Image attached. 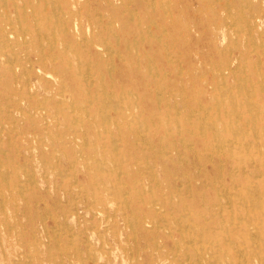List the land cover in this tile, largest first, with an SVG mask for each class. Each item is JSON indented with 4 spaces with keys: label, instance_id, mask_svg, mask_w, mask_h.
I'll use <instances>...</instances> for the list:
<instances>
[{
    "label": "rangeland",
    "instance_id": "1",
    "mask_svg": "<svg viewBox=\"0 0 264 264\" xmlns=\"http://www.w3.org/2000/svg\"><path fill=\"white\" fill-rule=\"evenodd\" d=\"M27 1L29 0H25V2ZM125 1L88 0L86 3V0H30L25 17L18 13L22 12L25 7L26 3L23 0H0V15H3L6 22L7 20L12 22L11 28L13 26V29L18 32H15V37L9 39L12 43L6 48L7 58H0V119L4 124V126L3 124L0 126V264H136L144 261L146 256L156 257L158 252L155 245L163 244L160 235L164 236L173 230V225H170L168 221H161L158 229H154L152 225H146V230L142 232L135 226V217L139 216L138 213L147 214L152 210L162 214L167 211L170 217H182L183 214L191 217L199 211L202 212L205 208L196 205L194 208H184L180 211L176 207L171 209L172 205L170 204L176 206L181 202L184 204L192 201L198 202V199L201 200L204 196L209 201L208 206L212 207V202L217 195H221V201L224 204L228 203L226 195L229 196V193L225 192V188H230L233 183L237 184L238 182L239 187L250 184L258 185L260 188L264 186V174L261 172L256 173L255 176H257L250 180L238 179L244 169L248 170L256 164L260 166V161L263 162V159L254 162L250 157L255 151L264 149L262 138L264 122H261L264 118V32H262V29L264 30V0H249V2L248 0H246L247 2L244 0ZM13 2H17V12L8 8L13 5ZM109 3L111 4L109 5ZM112 4L118 9H113ZM173 7L175 11L171 15ZM58 11L59 14H56ZM104 12L106 13L104 14ZM71 13L78 14V21L80 25L82 24L81 27L85 32L84 36L82 35L83 38H73L71 32L70 38L62 35V22H67L71 18ZM233 13L235 14L233 15ZM5 15L8 16V19ZM115 18L118 20L113 24L119 31L117 37L103 33L105 42L102 47L88 48L85 46V42L88 39H94V35L99 32L94 25L91 26L93 27L91 35L86 32L89 21L93 22L96 19L99 24L106 26L109 21ZM232 20L234 23L231 22ZM153 21L158 22L161 27L159 31L151 28ZM171 26L175 29H172ZM122 28H124L123 31ZM70 31L72 30L70 29ZM148 32H152L154 38L157 37L160 47L144 43L142 36L148 35ZM127 39L130 41L128 51L124 46ZM52 44L65 51L68 57L75 58L77 63L81 61L80 65L83 69L84 61L91 63L86 69L88 81L91 79L96 82L97 79L98 83H105L110 80H119L118 75L113 73L111 68L112 66L118 67L121 60L110 49L118 48L124 58L130 61L129 63H135V69L130 71L132 77L129 81L133 88L128 86L133 90L131 93L127 91L128 95H125L123 99L121 97V102H119V106L124 110V120L120 125L134 119L136 123L133 127L134 131L133 129L131 131L133 134L129 131L123 134L118 131L116 125L109 123L107 128L110 130L108 131L110 142L107 139L106 143L104 140L103 143L105 145L108 143L110 146L113 144L112 142H117V149H109L111 155H106L104 161L103 156L98 153L100 147L98 148L95 138V131L98 127L93 126L92 130L88 128L90 122L101 123L103 121L101 116L94 115V109H91L94 112L90 113L86 107L80 105L81 103H79V107L78 105L74 107L77 98L73 99L74 101H70L71 98H68V101L64 102L63 110L57 112V109L60 108L57 101L61 85L53 78H44L41 82H37L36 78L25 75L24 67L18 66L26 63L27 70L39 62L48 66L46 60L40 59L38 56L40 54L49 55V46ZM59 44L62 45L59 46ZM1 48L0 45V51L3 50ZM227 48L230 49L227 50ZM253 51L255 52L253 53ZM106 52L110 54L108 55ZM98 53L103 56H99ZM1 63H5V65L10 63L9 65L14 67L16 75L5 73L6 66ZM226 68H230L232 73L229 74ZM178 69L180 70L178 71ZM100 73H102V77ZM217 73L221 75L219 76ZM30 81H36L37 85L31 88ZM230 89L231 91L228 92ZM209 95L212 98L217 97L216 99L219 101L216 99L208 101L212 100ZM38 100H41L40 103ZM48 101L50 102L48 103ZM128 101L134 102L129 108ZM236 102L235 108L233 103L236 104ZM232 105L233 109H231ZM134 106L136 107L134 108ZM39 107H45V109L42 110ZM251 107H255L258 113H252ZM178 109L180 110L177 111ZM189 110L192 112L190 113ZM248 110L251 112L249 113ZM138 113L141 114L138 115ZM111 114L112 117L115 116L114 113ZM50 117L51 120H49ZM87 118L91 121H88ZM246 118L249 119V122ZM252 118L253 120H251ZM62 123L65 125L63 126ZM193 123L195 127L207 124L209 135L212 136L217 131L216 136L220 141H222L220 137H225L223 140L229 145L227 147L231 150V156H227L224 159L226 161H222L215 152L212 153L193 145L192 131H188L186 128V125L191 127ZM215 123L216 125H214ZM169 126L171 129L168 128ZM226 127L232 130L234 127V130L238 131L236 133L239 140L230 141L224 131ZM113 131L114 133H112ZM198 133L196 131V134ZM254 134L261 136V139L257 138V135L255 137ZM76 136L87 137L86 142L79 137L76 138L77 140L74 139ZM180 138H184L183 142H180ZM115 139L116 141H111ZM92 142L93 145L96 144L98 150L92 146ZM97 159L98 161H96ZM117 160L118 162H116ZM71 162L76 165L73 167ZM240 162H247V165ZM104 164L108 169L104 175L105 178L109 177L113 180L112 184H107L108 188L102 190V194L108 198V204L103 207L104 211H99L95 215L86 213V207L94 208L91 199L94 192L92 191L93 184L99 186L102 178V175H95L97 174L96 169L103 167ZM127 168H129V173L126 172ZM64 169L65 171H63ZM76 175L80 176L79 182L87 183L89 187L92 185L91 190L83 192L77 188L75 191L73 190L74 192L72 191L73 195L65 196L66 188L76 185L78 182ZM81 175H85L88 179L82 178ZM126 177L133 178L134 182L132 180L128 182ZM129 187L131 188L129 189ZM108 190L109 192H107ZM117 190H121V193L115 195ZM170 200L171 202H169ZM37 201L39 204H36ZM99 208L101 207L99 206ZM213 208L218 209L216 206ZM175 235L176 239L182 237L178 232Z\"/></svg>",
    "mask_w": 264,
    "mask_h": 264
},
{
    "label": "bare ground",
    "instance_id": "2",
    "mask_svg": "<svg viewBox=\"0 0 264 264\" xmlns=\"http://www.w3.org/2000/svg\"><path fill=\"white\" fill-rule=\"evenodd\" d=\"M4 1V0H3ZM25 2V0H23ZM30 1V0H29ZM29 1L25 2V7L22 9V12H18L20 15L22 14L23 16H27V10H28V6H29ZM77 1V0H76ZM106 1H109V0H106ZM112 1V0H111ZM125 1V0H124ZM221 1V0H220ZM219 1V2H220ZM246 0H244L245 2ZM126 2V1H125ZM128 2V1H127ZM152 2V0H151ZM167 2V1H166ZM201 2V1H199ZM243 2V1H242ZM247 2V1H246ZM249 2V0H248ZM253 2V1H252ZM17 3V2H16ZM16 3H12L13 5L11 6H7L10 10H15L17 12L18 8L16 7ZM59 3V1H58ZM86 3H88V0H86ZM112 3V2H111ZM109 3V5L111 4ZM122 3V2H121ZM129 3V2H128ZM127 3V4H128ZM134 3V2H133ZM155 3V2H154ZM221 3V2H220ZM51 4H52V1H51ZM76 4V3H75ZM153 4V3H152ZM176 5V3H174ZM244 4V3H243ZM247 4V3H245ZM23 5V4H22ZM119 5V4H117ZM134 5L136 6V4L134 3ZM150 5V4H149ZM174 5V7H175ZM58 6V5H57ZM107 6V5H106ZM148 6V5H147ZM146 6V7H147ZM6 7V6H5ZM6 7V8H7ZM89 7V5H88ZM112 7L113 9H118L117 6H115L114 4H112ZM121 7V6H120ZM119 7V8H120ZM128 7V6H127ZM153 7V6H152ZM173 7V10L171 12V15L174 13L175 11V8ZM227 7V6H226ZM231 7V5H230ZM105 8V7H104ZM254 8V7H253ZM44 9V7H43ZM53 9V7H52ZM126 9V8H125ZM133 9V8H132ZM250 9V8H249ZM100 10V9H99ZM106 10V9H105ZM112 10V8H111ZM134 10V9H133ZM204 10V9H203ZM202 10V11H203ZM246 10V9H245ZM254 10V9H253ZM259 10V9H258ZM101 11V10H100ZM113 11V10H112ZM248 11V10H247ZM252 11V10H250ZM249 11V13H250ZM95 12V11H94ZM236 12V11H234ZM255 12V11H254ZM260 12V11H259ZM7 13V12H5ZM66 13V12H65ZM106 12H104L105 14ZM124 13V12H123ZM130 13V12H129ZM8 14V13H7ZM39 14V13H38ZM56 14H59V11L58 13ZM72 15L71 18L69 20H67V22L63 23L62 22V26H61V32H62V35H64V37H68L70 38V32L72 33L71 36H73V38H77L78 37H82V35L84 36L85 32L83 30V28L81 27L80 23H79V17H78V14L76 13H71ZM101 14V12H100ZM235 13H233L234 15ZM14 15V14H13ZM17 15V14H16ZM48 15V13H47ZM99 15V14H98ZM131 15V14H130ZM259 15V14H258ZM6 16V15H5ZM106 16V15H105ZM124 16V15H123ZM228 16V15H227ZM238 16V15H236ZM261 16V15H260ZM7 19H8V16H6ZM18 17V15H17ZM62 17V16H61ZM256 17V16H255ZM40 18V17H39ZM67 18V17H66ZM159 18V17H158ZM170 18V17H169ZM168 18V19H169ZM216 18V17H215ZM229 18V17H228ZM232 18V17H231ZM16 19V17H15ZM149 19V17H148ZM160 19V18H159ZM236 19V17H235ZM12 20V19H11ZM95 21L93 22H90L89 21V24H87L86 26V32L90 33V35L92 34V28L91 26H95L99 32L98 34H95L94 35V39H88L87 42H85V46H87L88 48H92V47H102L103 44H104V36H103V33H106L110 36H116L118 35L119 31H117L115 29V26L113 24L117 23L118 20L115 18V19H112L111 21H109L107 23L106 26H102L101 24H99V21L94 19ZM139 20V19H138ZM156 20V19H154ZM238 20H239V17H238ZM252 20V19H251ZM25 21V20H24ZM65 21V20H64ZM234 20H232L231 22H233ZM96 22V23H95ZM253 22V21H252ZM47 23V22H46ZM197 23V22H196ZM234 23V22H233ZM11 25H12V22H10L9 20H7L6 22V19L3 17V15H0V45L2 46L3 50L0 51V58H7V51H6V48L9 47L11 45L12 42L9 41L10 38H13L16 36V33H18L17 31H15L13 29V26L11 28ZM18 25V24H17ZM226 25V24H225ZM254 26V25H253ZM149 27V26H148ZM172 29H175V27L171 26ZM232 27V26H230ZM255 27L257 28V26L255 25ZM15 28V27H14ZM38 28V27H37ZM40 28V27H39ZM151 28L152 29H156L159 31V28H161L158 24L157 21H153L151 23ZM204 28V27H203ZM240 28H243V27H240ZM49 29V28H48ZM70 29L72 31H70ZM124 28H122V31H123ZM151 29V30H152ZM239 29V27H238ZM237 29V30H238ZM254 29V28H253ZM59 30V29H58ZM57 30V31H58ZM162 30H163V27H162ZM236 30V29H235ZM236 30V31H237ZM249 30V28H248ZM50 31V30H49ZM60 31V30H59ZM58 31V32H59ZM121 31V30H120ZM141 31V30H140ZM157 31V32H158ZM229 31V30H228ZM243 31V29H242ZM258 31V30H257ZM16 32V33H15ZM188 32V30H187ZM198 33V31H196ZM253 32V31H252ZM255 32V31H254ZM253 32V33H254ZM262 32H264V30L262 29ZM20 34V33H19ZM26 34V33H24ZM46 34V33H45ZM131 34V33H130ZM260 34V33H259ZM40 35V34H39ZM158 35V34H157ZM224 35V34H223ZM250 35V34H249ZM255 35V34H254ZM253 35V37H254ZM22 36V35H21ZM137 36V35H135ZM261 37V35H259ZM143 41L144 43H146L147 45L149 46H156V47H160V44L159 42L157 41V37L154 38V35L152 32H148V35H143ZM252 37V38H253ZM83 38V37H82ZM108 38V37H107ZM106 38V39H107ZM250 38V39H252ZM224 39V38H223ZM264 39V38H263ZM111 40V39H110ZM218 40V39H217ZM235 40V39H234ZM256 40V38H255ZM261 40V38H260ZM62 41V40H61ZM79 41H82V40H79ZM85 41V40H84ZM257 41V40H256ZM263 41V40H261ZM27 42V41H26ZM117 42V41H116ZM247 42V41H246ZM264 42V41H263ZM81 43V42H80ZM167 43V42H166ZM235 43H236V40H235ZM251 43V42H250ZM112 44V43H110ZM109 44V45H110ZM229 44V43H228ZM237 44V43H236ZM259 44V43H258ZM62 44H59V46H61ZM66 45V44H65ZM107 45V44H106ZM105 45V46H106ZM248 45V43H247ZM125 48H126V51H128V49L130 48V41L127 39L125 41ZM237 46V45H236ZM66 47V46H65ZM68 47V46H67ZM167 47V45H166ZM262 47V46H261ZM1 48V49H2ZM50 48V52L48 53L49 55H44V54H40L38 56V58L40 59H43V60H46L48 66L46 64H44L43 62H39V64H31L30 61L29 63L32 65V67H29V70H27L25 68V64L26 63H22L23 65H18L20 67H24L25 69V75L27 77H34L36 78V81L37 82H41L42 79L44 78H53L55 80V82H58L60 85H61V88L60 85L58 84V88L60 89L59 93H58V97H59V100L57 102H59V107L57 109V112L58 111H61L63 110L62 107L63 105L65 104L64 102L68 99V98H71L70 101H74L73 99L77 98V101L76 103L74 104V107L76 105H78L79 107V103H81L80 105L83 106V107H86L87 110L92 113L95 111L94 115H99L101 116L102 118V122L99 123V122H96L93 123L90 122L88 123V128L92 130L93 126H96L97 128V131H95V138H96V143H98V148L100 147V149L98 150L97 149V146L96 144L93 145V142H92V146H94L95 149L98 150V153H100L103 157V161L105 159V156L106 155H111L109 152V149L110 150H114V149H117V142H112L113 144H111L110 146H108V143L105 145L103 143V140L105 141L106 143V140L108 139V131H110L108 128H107V125L110 123V124H113V125H116L117 128H118V131L120 133H123V134H126L127 131L131 132L133 127L135 126V120L132 119L131 121H126V124L125 122H123V124L120 125L121 121L124 120V110L122 109V107L119 106V102H121L120 98L125 96V95H128V93H131V91L133 89H130L128 88V86L130 87L131 86V83L129 82L130 81V78L132 77L131 76V70L135 69V63H129L130 61L126 60L124 58V55L118 51L119 49L118 48H115L114 49H110V51L113 53L116 54V56H118L121 60V64L118 66V67H114L112 66L111 70H113V73L115 72L118 77H119V80L118 81H113V80H110L109 82H105V83H98L97 79H96V82L94 81H88L87 78H86V69L88 68V66L91 65V63L88 61V62H85L83 63L84 65V69L81 67V61L79 63H77V60H75V58H70L68 57V55L66 54L65 51L61 50L60 47H57L55 44H52L51 46H49ZM107 48V46H106ZM105 48V49H106ZM240 48V47H239ZM73 50V48H71ZM104 49V51H105ZM230 49V48H227V50ZM263 49V48H262ZM75 50V49H74ZM100 50V48H99ZM236 50V49H235ZM138 51V50H137ZM231 51V50H230ZM248 51V50H246ZM69 52H71L69 50ZM255 51H253L254 53ZM108 55L110 53L106 52ZM147 53V52H146ZM168 53V52H167ZM257 53V52H256ZM169 54V53H168ZM14 55V53H13ZM78 55V54H77ZM99 56H103L101 55V53H98ZM231 55V54H230ZM12 56V55H11ZM15 56V55H14ZM27 56V54H26ZM29 56V55H28ZM43 56V57H42ZM111 56V55H110ZM30 57V56H29ZM169 58V56H166ZM149 58H151L149 56ZM240 58V57H239ZM27 59V57H26ZM84 59V58H82ZM96 59V58H95ZM111 59V58H110ZM28 60V59H27ZM30 60V59H29ZM91 60V59H90ZM97 60V59H96ZM100 60V59H99ZM102 60V59H101ZM107 61V60H106ZM176 61V60H175ZM7 62V61H6ZM9 62V61H8ZM28 62V61H26ZM97 62H99L97 60ZM96 62V63H97ZM150 62V61H149ZM250 62V61H249ZM36 63V62H34ZM173 63V62H172ZM258 63V62H257ZM3 65H5V63H1ZM10 64V63H9ZM5 65L6 68H5V73L7 74H15L14 71V67H12L11 65ZM21 64V63H20ZM44 64V65H43ZM112 64V63H111ZM181 64V63H180ZM261 64V63H260ZM246 65V64H245ZM94 66V65H92ZM110 66V67H111ZM149 66V65H148ZM156 66V65H155ZM222 66V65H220ZM219 66V67H220ZM237 66V65H236ZM140 67V65H139ZM153 67V66H152ZM164 67V66H162ZM216 67V66H215ZM261 67V66H260ZM100 68V67H99ZM108 68V66H107ZM181 68V67H180ZM242 68H244L242 66ZM156 69V68H155ZM200 69V68H199ZM210 69V68H209ZM214 69V68H213ZM217 69V68H216ZM241 69V68H239ZM125 70V71H123ZM129 70V71H128ZM180 69H178L179 71ZM226 70H228L229 74L232 73V70H230V68H226ZM89 71V70H88ZM94 71H96L94 69ZM93 71V72H94ZM145 71V70H144ZM201 71V70H200ZM217 71V70H216ZM223 71V70H222ZM221 71V72H222ZM245 71V70H244ZM165 72V71H164ZM172 72V71H171ZM22 73V72H21ZM155 73V72H154ZM220 73V72H219ZM217 73V74H219ZM240 73V71H239ZM156 74V73H155ZM177 74V73H176ZM179 74V73H178ZM186 74V73H185ZM204 74V73H202ZM216 74V75H217ZM223 74V73H222ZM16 75V74H15ZM88 75V74H87ZM101 77H102V73H100ZM164 75V73H163ZM221 74H219L220 76ZM154 76V75H153ZM218 76V77H219ZM17 77V76H16ZM15 77V79H16ZM100 77V78H101ZM115 77V76H114ZM113 77V78H114ZM246 77V76H245ZM244 77V78H245ZM94 78V77H93ZM99 78V79H100ZM147 78V77H146ZM155 78V76H154ZM164 78V77H163ZM222 78V77H221ZM61 79V80H60ZM89 79V78H88ZM111 79V78H110ZM118 79V78H117ZM166 79V77H165ZM170 79V78H169ZM176 79V78H174ZM182 79V78H181ZM243 79V78H242ZM46 80V79H45ZM219 80V79H218ZM217 80V82H218ZM223 80V79H222ZM36 81H30L29 82V86L31 88H34L36 85H37V82ZM159 81V79H158ZM168 81V79H167ZM191 81V80H190ZM236 81V80H235ZM259 81V79H258ZM154 82V81H153ZM215 82V80H214ZM213 82V83H214ZM241 82V81H240ZM262 82V81H261ZM49 83V82H48ZM169 83V82H168ZM186 83V82H185ZM208 83V82H207ZM223 83V82H222ZM248 83V82H247ZM263 83V82H262ZM151 84V83H149ZM184 84V82H183ZM218 84V83H217ZM220 84V82H219ZM234 84V83H233ZM238 84V83H237ZM236 84V85H237ZM165 85V84H164ZM182 85V84H181ZM209 85V84H208ZM246 85V84H245ZM244 85V86H245ZM261 85V84H260ZM215 86V85H214ZM221 86V84H220ZM226 86V85H225ZM232 86V84H231ZM235 86V85H234ZM243 86V87H244ZM252 86V85H251ZM7 87V86H6ZM23 87V86H22ZM162 87V86H161ZM218 87V86H217ZM230 87V86H228ZM250 87V86H249ZM131 88H133L131 86ZM214 88V87H213ZM156 89V88H155ZM166 89V88H165ZM177 89V88H176ZM207 89V88H206ZM241 89V88H240ZM248 89V88H247ZM251 90V88H249ZM152 90V88H151ZM163 90V89H162ZM208 90V89H207ZM29 91V89H28ZM128 91V93H127ZM159 91V90H158ZM166 91V90H165ZM172 91V90H171ZM182 91V90H181ZM199 91V90H198ZM206 91V90H205ZM212 91V90H211ZM227 91V90H226ZM231 89L228 91L230 92ZM247 91V90H246ZM133 92H136V91H133ZM161 92V91H160ZM180 92V91H179ZM178 92V93H179ZM237 92V91H236ZM235 92V94H237ZM252 92V90H251ZM30 93V91H29ZM127 93V94H126ZM164 93V92H163ZM167 93V92H166ZM200 93V92H199ZM206 93V92H205ZM212 93V92H211ZM220 93V92H219ZM15 94V93H14ZM17 94V93H16ZM31 94V93H30ZM182 94V93H181ZM204 94V93H203ZM246 94V93H245ZM21 95V94H20ZM185 95V94H184ZM221 95V94H220ZM253 95V94H252ZM36 96V95H35ZM34 96V97H35ZM40 96V95H38ZM37 96V97H38ZM76 96V97H75ZM159 96V95H158ZM211 96V95H209ZM216 96V95H215ZM239 96V94H238ZM137 97H138V94H137ZM170 97V96H169ZM182 97V96H181ZM186 97V95L184 96ZM188 97V95H187ZM214 97V96H213ZM24 98V96H23ZM21 98V99H23ZM54 98V97H53ZM212 98V96H211ZM217 97H214L211 99H209L208 101H213V99H216ZM225 98V97H224ZM243 98V97H241ZM252 98V96H251ZM250 98V99H251ZM20 99V100H21ZM27 99V98H25ZM44 99V98H43ZM46 99V98H45ZM49 99V98H48ZM138 99V98H137ZM185 99V98H184ZM227 99V98H226ZM232 99V98H231ZM237 99V98H236ZM249 99V100H250ZM253 99V98H252ZM19 100V99H18ZM19 100V101H20ZM56 100V99H55ZM132 100H133V97H132ZM191 100V99H189ZM201 100V99H200ZM217 101H219L218 99H216ZM215 100V101H216ZM221 100V99H220ZM245 100V99H244ZM248 100V101H249ZM18 101V102H19ZM29 101V100H28ZM33 101V100H32ZM31 101V102H32ZM39 101V100H38ZM41 101V100H40ZM39 101V103H40ZM68 101V100H67ZM152 101V100H151ZM230 101V100H229ZM232 101V100H231ZM50 101H48L49 103ZM183 102V101H182ZM241 102V101H240ZM250 102V101H249ZM254 102V100H253ZM42 103V102H41ZM116 103H118L116 105ZM137 103V102H136ZM185 103V101H184ZM199 103V102H197ZM202 103V102H201ZM209 103V102H208ZM212 103V102H211ZM228 103V102H227ZM128 105V108L129 106H132L134 104L133 101H128L127 102ZM126 104V105H127ZM168 104V103H167ZM204 104V103H202ZM217 104V102H216ZM225 104V103H223ZM231 104V103H229ZM248 104V103H247ZM258 105V102L255 103V105ZM37 105V103H36ZM205 105V104H204ZM220 105V104H219ZM228 105V104H227ZM234 107L235 105H237V102L236 104H234ZM233 105L231 106V109H233ZM240 105V104H239ZM256 105V106H257ZM31 106V105H30ZM33 106V105H32ZM46 106V105H44ZM50 106V105H49ZM70 106V109L72 110L71 108V105ZM185 106V105H184ZM194 106V105H193ZM192 106V107H193ZM223 107V105H220ZM225 106V105H224ZM47 107V106H46ZM53 107V106H52ZM51 107V108H52ZM55 107V106H54ZM136 106H134L135 108ZM170 107V106H169ZM196 107V106H195ZM214 107V105H213ZM228 107V106H227ZM20 108V107H19ZM40 108V107H39ZM209 108V107H208ZM224 108V107H223ZM222 108V109H223ZM236 108V107H235ZM248 108V107H247ZM10 109V108H9ZM21 109V108H20ZM42 110L45 109V107H42L40 108ZM55 109V108H54ZM91 109H94V111H92ZM185 109H188V108H185ZM194 109V108H193ZM220 109V110H222ZM264 109V108H263ZM35 110V109H34ZM41 110V111H42ZM56 110V109H55ZM180 109H178L177 111H179ZM207 110V109H206ZM230 110V109H229ZM260 110V109H259ZM17 111V110H16ZM52 111V110H51ZM70 111V110H69ZM77 111V110H76ZM186 111V110H185ZM196 111V110H195ZM199 111V110H198ZM197 111V112H198ZM205 111V110H204ZM207 111H210V110H207ZM226 111V110H225ZM224 111V113H225ZM249 111V110H248ZM251 111L252 113H258L256 108L255 107H251ZM249 111V113L251 112ZM9 112V111H8ZM73 112V110H72ZM143 112V110H142ZM141 112V113H142ZM167 112V111H166ZM190 112V110H189ZM192 112V111H191ZM190 112V113H191ZM201 112V111H200ZM222 112V111H221ZM229 112V111H227ZM240 112V111H239ZM16 113V112H15ZM36 113V112H35ZM67 113V112H66ZM111 113H114V117H112L113 115ZM141 113H138V115H140ZM161 113V112H160ZM203 113V112H202ZM216 113V112H215ZM251 113V114H252ZM260 113V111H259ZM58 114V113H57ZM60 114V113H59ZM58 114V115H59ZM75 114V113H74ZM79 114V113H78ZM77 114V115H78ZM204 114H206L204 112ZM250 114V115H251ZM9 115V114H8ZM11 115V114H10ZM73 115V114H72ZM200 115H202L200 113ZM207 115V114H206ZM214 115V114H213ZM230 115V114H229ZM253 115V114H252ZM251 115V116H252ZM189 116V115H188ZM192 116V115H191ZM190 116V117H191ZM236 116V115H235ZM46 119V116H44ZM70 117V116H69ZM68 117V118H69ZM77 117V116H76ZM81 118V116H79ZM95 117V116H94ZM98 117V116H97ZM139 117V116H138ZM185 117V116H184ZM198 117V116H197ZM201 117V116H200ZM204 117V116H203ZM212 117V116H210ZM217 117V116H216ZM220 117V116H219ZM240 117V116H239ZM242 117V116H241ZM3 118V117H2ZM12 118V116H11ZM39 118V117H38ZM75 118V117H74ZM96 118V117H95ZM254 118V117H253ZM253 118L251 120H253ZM9 119V117H8ZM22 119V118H21ZM65 119V118H64ZM85 119V118H84ZM169 119V118H167ZM198 120V118H196ZM202 119V118H201ZM205 119V118H203ZM211 119V118H210ZM221 119V118H220ZM219 119V120H220ZM232 119V118H231ZM235 119V118H234ZM34 120V119H33ZM51 120V117L50 119ZM75 120V119H74ZM73 120V121H74ZM88 120V118H87ZM90 120V119H89ZM88 120V121H89ZM154 120V119H153ZM178 120V119H177ZM213 120V118H212ZM246 120H248L249 122V119L246 118ZM16 121V120H15ZM76 121V120H75ZM74 121V122H75ZM82 121V120H80ZM91 121V120H90ZM144 121V120H143ZM150 121H151V118H150ZM179 121V120H178ZM189 121V120H188ZM204 121V120H203ZM208 121V120H207ZM210 121V120H209ZM215 121V120H213ZM217 121V119H216ZM224 121V120H223ZM234 121V120H233ZM260 121V120H259ZM66 122V121H65ZM72 123V120L70 121ZM139 122V120H138ZM177 122V121H175ZM190 122V121H189ZM192 122V121H191ZM211 122V121H210ZM225 122V121H224ZM229 122V121H228ZM247 122V121H246ZM247 122V123H248ZM261 122H264V118L262 119ZM155 123V122H154ZM167 123V122H166ZM187 123V122H186ZM197 123V121H196ZM202 123V122H201ZM214 123V122H213ZM226 123H227V120H226ZM255 123V122H254ZM253 123V125H254ZM2 120L0 119V126L2 125ZM33 124V123H32ZM37 124V122H36ZM63 124V123H62ZM83 124V123H82ZM81 124V125H82ZM179 124V123H178ZM177 124V126H178ZM192 124V123H191ZM190 124V126H191ZM230 124V123H229ZM240 124V123H239ZM256 124V123H255ZM65 124H63L64 126ZM143 125V124H142ZM147 125V124H146ZM180 125V124H179ZM185 125V124H183ZM189 125V124H188ZM216 125V123L214 124ZM243 125V124H241ZM240 125V126H241ZM4 126V124H3ZM67 126V125H66ZM148 126V125H147ZM207 126V124H206ZM204 126H201V127H195L194 123L191 127H187L186 125V128H188L187 130L188 131H192V136H193V139H191L193 145L195 144L196 146H199L201 147L202 149H205L206 151H211L212 153L215 152L216 153V156H218L222 161H226L224 159H226L227 156H231V150L228 149L225 141L223 140V138L225 137H220V139H222V141H220L216 134H217V131L214 132V134L212 136L209 135V133L207 132L208 131V127ZM248 126V125H247ZM15 127V126H14ZM21 127V126H20ZM74 127V126H72ZM83 127V126H82ZM87 127V126H86ZM101 127V129H100ZM141 127V126H139ZM149 127V126H148ZM214 127V126H213ZM16 128V127H15ZM71 128V127H69ZM95 128V127H94ZM95 128V129H96ZM112 128V127H111ZM158 128V127H157ZM170 128V126L168 127ZM173 128V127H172ZM259 128V127H258ZM257 128V130H258ZM52 129V127H51ZM72 129V128H71ZM75 129V128H73ZM77 129V128H76ZM83 129V128H82ZM144 129V128H143ZM171 129V128H170ZM223 129V128H222ZM248 129V128H247ZM252 129H253V126H252ZM86 130V129H85ZM84 130V131H85ZM179 130L181 131V129L179 128ZM134 131V129H133ZM138 131V130H137ZM169 131V130H167ZM183 131V130H182ZM196 131L199 132L198 134H196ZM220 131V130H219ZM224 131L227 133V136H228V139L230 141H237L239 140L238 138V135L236 132V130H234V127H233V130L232 129H229V128H225ZM253 131V130H252ZM1 132V131H0ZM22 132V131H21ZM63 132V131H62ZM91 132V131H89ZM49 133V132H48ZM114 133V131L112 132ZM111 133V134H112ZM158 133V132H157ZM254 133V131H253ZM39 134V133H38ZM44 134V133H43ZM131 134H133L131 132ZM239 134V133H238ZM72 135V134H71ZM90 135V134H89ZM144 135V134H143ZM149 135V134H148ZM174 135V134H173ZM257 135V134H256ZM256 135L254 134V136L256 137ZM86 136V135H85ZM85 136L83 137H80V136H76L74 139L76 138H81L83 139L85 142H86V139L87 137L85 138ZM92 136V135H91ZM111 136V135H110ZM147 136V135H145ZM156 136V135H155ZM171 136H172V133H171ZM198 136V138H197ZM244 136V135H243ZM1 137V136H0ZM15 137V136H14ZM45 137V136H44ZM112 137V136H111ZM163 137V136H161ZM173 137V136H172ZM260 138L261 139V136H258L257 135V138ZM114 138V137H113ZM149 138V137H148ZM182 138V137H181ZM180 138V139H181ZM263 141H264V135H263ZM91 139V138H90ZM93 139V137H92ZM147 139V138H146ZM161 139V138H159ZM179 139V140H180ZM188 139V138H187ZM190 139V138H189ZM2 140V139H1ZM77 140V139H76ZM120 140V139H119ZM184 138L181 139L180 142H183ZM250 140V139H249ZM15 141V140H13ZM94 141V140H93ZM109 141V139L107 140ZM111 141H116L115 140H111ZM118 141V140H117ZM138 141V140H137ZM260 141V140H259ZM110 142V141H109ZM174 142V141H173ZM176 142V141H175ZM245 142V141H244ZM251 142V141H250ZM122 143V141H121ZM148 143V142H147ZM158 143V142H157ZM191 143V144H192ZM233 143V142H232ZM247 143V142H246ZM257 143V142H256ZM3 144V143H2ZM20 144V143H19ZM80 144V143H79ZM159 144H161L159 142ZM170 144H173V143H170ZM234 144V143H233ZM155 146L157 144H154ZM162 145V144H161ZM251 145V144H250ZM188 146V144H187ZM190 146V145H189ZM233 146V145H232ZM258 146V145H257ZM261 146V145H259ZM258 146V147H259ZM53 147V146H52ZM108 147V148H107ZM198 147V148H199ZM145 148V147H144ZM160 148V147H159ZM158 148V150H159ZM177 148V147H176ZM197 150H200L198 149ZM246 148V147H245ZM261 148V147H260ZM259 148V149H260ZM264 148V147H263ZM18 149V148H17ZM143 149V148H142ZM178 150V149H177ZM204 150V151H205ZM3 151V150H2ZM18 151V150H16ZM60 151V150H59ZM143 151V150H142ZM160 151V150H159ZM164 151V150H163ZM196 151V150H195ZM240 151V150H239ZM243 151V150H242ZM248 151V150H247ZM11 152V151H10ZM113 152V151H112ZM197 152V151H196ZM254 152V151H253ZM96 153V152H95ZM93 153V154H95ZM180 156H181V153H179ZM195 154V153H194ZM193 154V156H194ZM197 154V153H196ZM211 154V153H210ZM6 155V154H5ZM160 155V154H159ZM209 155V154H208ZM215 155V154H214ZM213 155V157H214ZM92 156V155H91ZM210 156V155H209ZM56 157V156H55ZM198 157V156H197ZM223 157V158H222ZM252 157V158H251ZM250 157L251 160H254V162H257L258 160H262L263 159V162L260 161V166H258L256 164V166H251V168H249L248 170H243V173L240 174V178H242L243 180H250L252 179L256 173L258 172H261L262 174H264V149H262L261 151H258V152H254L252 153V156ZM94 159V157H92ZM146 158V157H145ZM242 158V157H241ZM88 159V158H87ZM99 159V158H98ZM98 159L96 161H98ZM113 159V158H112ZM160 159V157H159ZM199 159V158H198ZM219 159V160H220ZM1 160V159H0ZM100 160V159H99ZM16 161V160H15ZM58 161V160H57ZM114 161V159H113ZM148 161V160H147ZM221 161V163H223ZM1 162V161H0ZM29 162V161H28ZM75 162V161H74ZM74 162H71L72 166L74 167L76 164ZM102 162V161H101ZM118 162V160L116 161ZM127 162V161H126ZM7 163V162H6ZM58 163V162H57ZM100 163V162H99ZM137 163V162H136ZM148 163V162H147ZM240 163H243L245 165H247V162H240ZM3 165L5 164L4 161L2 163ZM206 164V163H204ZM25 165V164H24ZM23 165V166H24ZM33 165V164H32ZM99 165V164H97ZM6 166V165H5ZM102 166V165H101ZM116 166H119V165H116ZM199 166V165H198ZM201 166V165H200ZM8 167V166H7ZM34 167V165H33ZM89 167V166H88ZM98 167V166H97ZM96 167V168H97ZM120 167V166H119ZM204 167V166H203ZM218 167V166H217ZM152 168V166H151ZM201 168V167H199ZM207 167L205 166V169ZM219 168V167H218ZM238 168V167H237ZM26 169V168H24ZM97 171V174L95 175H102V178H101V183L99 186L93 184V187L92 188V185L90 186L92 188V191L93 192V195H91V199L93 201V207L94 208H91V207H86V210L85 212L86 213H93L95 215V213L99 212V211H104V208L107 204H108V198L106 196H104L102 194V190H104L106 187L108 188V185L111 183H113V180L110 179L109 177L106 179L105 178V173L108 172L107 168H106V165L104 164L103 167H100L98 169H96ZM112 170V169H111ZM217 170V169H216ZM215 170V171H216ZM33 171V170H32ZM60 171V170H59ZM65 171V169L63 170ZM67 171V170H66ZM137 171V170H136ZM151 171V170H150ZM206 171V170H205ZM214 171V172H215ZM3 173L5 171H2ZM121 172V171H120ZM126 172L129 173V168H127ZM217 172V171H216ZM28 173V172H27ZM45 173H46V170H45ZM48 173V172H47ZM125 173V172H124ZM205 173V172H204ZM3 175V174H2ZM20 175V174H19ZM31 175V174H30ZM35 175V174H34ZM60 175V174H59ZM120 175V174H119ZM118 175V176H119ZM186 175V174H185ZM227 175V174H226ZM77 176V175H76ZM176 176V175H175ZM206 176V175H205ZM214 176H215V173H214ZM257 176V175H256ZM255 176V177H256ZM80 176H77L76 179H77V183L76 185H70L72 187H67L66 188V192H64V195L65 196H71L73 195L72 191L75 189H79L80 191H83V192H86L88 190H91V188L86 184L82 183V182H79V178ZM82 178H86L88 179L85 175H81ZM107 177V176H106ZM128 177V176H127ZM126 177V178H127ZM180 177V176H179ZM260 177V176H259ZM7 178V177H6ZM19 178V177H18ZM155 178V177H154ZM189 178V177H188ZM210 178V177H209ZM20 179V178H19ZM26 179V178H25ZM118 179V178H117ZM133 178H130L128 179L127 178V181L130 182ZM205 179V178H204ZM218 179V178H217ZM10 180V179H9ZM178 180V178H177ZM200 180H203L200 178ZM29 181V180H28ZM211 181V180H210ZM17 182V181H16ZM15 182V183H16ZM21 182V181H20ZM132 182H134V180H132ZM158 182V180H157ZM156 182V183H157ZM160 182V181H159ZM176 182V181H175ZM202 182V181H201ZM216 182V180H215ZM252 182V181H251ZM203 183V182H202ZM207 183V181H206ZM221 183V182H220ZM254 183V182H253ZM23 184V183H22ZM20 184V185H22ZM108 184V185H107ZM191 184V183H189ZM238 184V182H237ZM236 183H233L232 186L230 188H225V192L229 193V196L228 194L226 195L227 198H228V203L227 204H224L223 201H221V195H217L215 196V200L212 202V207L213 206H216L218 207V209H212V207H209L208 206V203L209 201H207V199L204 198H201L198 199V202H195V201H192L190 203H179L178 205L174 206L173 204H170L172 205V208H175L177 210L180 209V211H182L184 208H194L196 207V205H199V206H202L203 208H205L202 212L199 211L198 213H195V215L191 216V217H187V215H184L182 217H179V216H174V217H170L168 215V212L165 211L166 213H162V214H159V213H156L155 211H148L147 214L144 213V212H140L138 213L139 216H136L135 217V226L138 228V229H141V231H145L146 230V225H152V227H154V229H158L160 226V222L161 221H168V223L170 225H173V230H171V232L169 233H166V235H160L161 236V240H162V243L161 245H155V248L158 252L157 256L154 257V258H151V255L149 256H146L144 261L142 262H138L136 264H264V186L262 188H260L258 185L257 186H254V185H249V186H244L243 187H239ZM242 184V183H241ZM18 185V186H20ZM188 185V184H187ZM211 185V184H210ZM15 186V185H14ZM26 186V185H25ZM204 186V185H203ZM223 186V185H222ZM8 187V186H7ZM28 187V186H27ZM138 187V185H137ZM180 187V185H179ZM182 187V186H181ZM190 187V186H189ZM206 187H207V184H206ZM218 187V186H217ZM216 187V188H217ZM131 187H129L130 189ZM212 188V187H211ZM214 188V187H213ZM219 188V187H218ZM32 189V188H31ZM59 189V188H58ZM224 189V188H223ZM19 190H20V187H19ZM26 190V189H25ZM133 190V193H135V190L132 188ZM137 191H140L138 189H136ZM146 190V189H145ZM215 190V189H214ZM232 190V191H231ZM73 191V192H74ZM121 191V190H120ZM119 190H117V192L115 191V195L117 194H120ZM150 191V190H149ZM219 191V190H218ZM20 192V191H19ZM109 192V190L107 191ZM34 193V192H33ZM138 193V192H137ZM145 193V192H144ZM174 193V192H173ZM108 195L110 193H107ZM223 194V193H222ZM35 195V194H34ZM39 195V194H38ZM139 196H141V194H138ZM24 196V195H23ZM123 196V195H122ZM172 196V195H171ZM223 196V195H222ZM170 197V196H169ZM177 197V195H176ZM26 198V197H25ZM179 198V197H178ZM27 199V198H26ZM41 199V198H40ZM7 200V199H6ZM61 200V199H60ZM87 200V199H86ZM182 200V199H181ZM196 200V199H195ZM200 200V201H199ZM186 201V200H185ZM197 201V200H196ZM16 202V201H15ZM39 201L36 202V204H39L38 203ZM76 202V201H75ZM171 202V200L169 201ZM119 203V202H118ZM164 203V201H163ZM77 204V203H76ZM159 205V204H158ZM211 205V204H209ZM47 206V205H46ZM99 206L101 208H99ZM161 207V206H160ZM185 209V210H186ZM46 210V209H44ZM50 210V208H49ZM159 210V209H158ZM46 212V211H45ZM188 212H189V209H188ZM207 212V213H206ZM51 213V212H50ZM48 213V214H50ZM78 213V212H77ZM136 213V214H137ZM206 213V214H205ZM36 214V213H35ZM22 215V214H21ZM37 215V214H36ZM47 215V214H46ZM123 215V214H122ZM172 215V214H171ZM40 216V215H39ZM109 216V215H108ZM47 217V216H46ZM66 218V216H65ZM7 219V218H6ZM133 219V218H132ZM42 220V218H41ZM56 221V220H55ZM133 221V220H132ZM44 223V221H43ZM64 223V222H63ZM68 224V223H67ZM93 224V223H92ZM25 225V223H24ZM58 225V224H57ZM23 227V226H22ZM56 229V228H55ZM60 229V228H59ZM179 233L182 237L176 239V233ZM82 234V233H81ZM87 234V233H86ZM58 236V234H57ZM88 236V235H87ZM88 239V237H87ZM152 239V238H151ZM59 241V240H58ZM155 242V241H154ZM157 243V242H156ZM59 244V243H58ZM53 245V244H52ZM122 246V245H121ZM190 246V247H189ZM86 247H89L86 245ZM162 249H164L162 251ZM61 251V250H60ZM63 251V250H62ZM66 252V251H64ZM62 254V253H61ZM104 254V253H103ZM95 256V255H94ZM29 258V257H28ZM90 258V257H89ZM16 261V260H15ZM77 261V260H76ZM88 261V259H87ZM93 261V260H92ZM19 264V263H18Z\"/></svg>",
    "mask_w": 264,
    "mask_h": 264
}]
</instances>
